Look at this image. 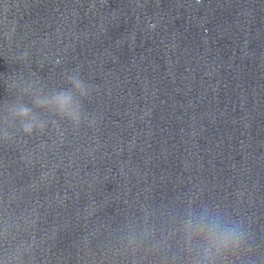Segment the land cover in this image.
Segmentation results:
<instances>
[{"label": "water", "instance_id": "water-1", "mask_svg": "<svg viewBox=\"0 0 264 264\" xmlns=\"http://www.w3.org/2000/svg\"><path fill=\"white\" fill-rule=\"evenodd\" d=\"M72 71L95 127L0 140V264H172L127 236L189 204L243 220L234 264H264V100L184 0H0V105Z\"/></svg>", "mask_w": 264, "mask_h": 264}, {"label": "clouds", "instance_id": "clouds-1", "mask_svg": "<svg viewBox=\"0 0 264 264\" xmlns=\"http://www.w3.org/2000/svg\"><path fill=\"white\" fill-rule=\"evenodd\" d=\"M64 79L68 87L53 90H46L39 80L13 82L15 99L0 105V140L12 141L17 131L26 135L44 133L49 125L60 131L61 121L68 122L73 129L95 127L98 118L90 116L83 107V101L94 91L93 86L78 71L65 72ZM25 96L30 97V103L24 102ZM44 113H50L54 119L43 116ZM249 239L250 232L243 220L228 217L214 205L196 208L189 204L182 216L173 218L160 230L159 236L154 225L145 224L128 233L127 243L138 247L149 242L153 251L163 253L166 262L171 259L172 264L174 257H182L185 264H234L250 249Z\"/></svg>", "mask_w": 264, "mask_h": 264}]
</instances>
